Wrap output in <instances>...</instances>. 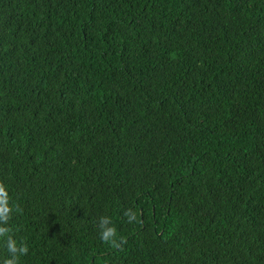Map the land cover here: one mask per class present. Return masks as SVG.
I'll return each mask as SVG.
<instances>
[{"label":"trees","instance_id":"1","mask_svg":"<svg viewBox=\"0 0 264 264\" xmlns=\"http://www.w3.org/2000/svg\"><path fill=\"white\" fill-rule=\"evenodd\" d=\"M0 187V264H264V0H0Z\"/></svg>","mask_w":264,"mask_h":264},{"label":"clouds","instance_id":"2","mask_svg":"<svg viewBox=\"0 0 264 264\" xmlns=\"http://www.w3.org/2000/svg\"><path fill=\"white\" fill-rule=\"evenodd\" d=\"M11 209L8 207V197L6 191L0 187V223H7L9 219V213ZM134 219L131 215L129 216V221ZM111 223L110 219L102 218L101 220V239L105 242L112 241L116 236V229L114 227H108ZM8 233V229L4 227H0V237L6 236ZM7 248L9 253H17L18 256H13L12 259H7L4 261V264H19V256L26 255L28 253L27 246L17 247L16 241L13 240L10 236L7 237Z\"/></svg>","mask_w":264,"mask_h":264}]
</instances>
